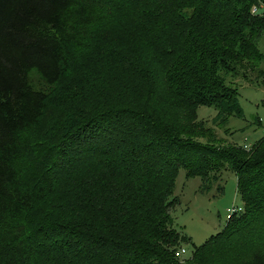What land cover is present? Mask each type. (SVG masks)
I'll list each match as a JSON object with an SVG mask.
<instances>
[{
  "label": "trees",
  "instance_id": "16d2710c",
  "mask_svg": "<svg viewBox=\"0 0 264 264\" xmlns=\"http://www.w3.org/2000/svg\"><path fill=\"white\" fill-rule=\"evenodd\" d=\"M145 1L0 0V264H255L264 252V137L246 149L198 114L243 116L228 76L264 85V0ZM88 62L98 84L121 76L124 95L37 141L56 90ZM180 170L203 191L235 174L243 202L182 258ZM55 208L68 213L46 223Z\"/></svg>",
  "mask_w": 264,
  "mask_h": 264
},
{
  "label": "rangeland",
  "instance_id": "374dc122",
  "mask_svg": "<svg viewBox=\"0 0 264 264\" xmlns=\"http://www.w3.org/2000/svg\"><path fill=\"white\" fill-rule=\"evenodd\" d=\"M114 36L115 42L126 44L127 39L123 33ZM105 44L110 45L108 41ZM257 46L264 54V34L257 38ZM102 50L106 51L103 47L97 48V52L101 51L103 55L105 53ZM261 67L264 68V62ZM95 72L103 73L104 70L95 69L94 63L88 62L78 69L74 78L66 81L56 90L50 111L45 118L44 127L39 133L40 140L37 138V141L45 138L52 143L58 142L61 137H66L77 130L79 125H83V115L87 110L100 109L103 111L106 105L105 99L114 101L118 100L121 93L124 95L121 88V76L116 79L109 78L105 83L98 84L96 79L93 81ZM228 78L233 81L234 87H238L237 101L243 111V116H232L225 120L224 117L218 115V111L214 107L201 106L198 109L199 119H203L205 128L214 129L218 136L224 138L226 142L236 143L239 146L248 143L252 146L253 143L264 137V85L252 86L242 82L243 80L238 76L232 78L228 76ZM112 81L114 82L112 83ZM260 81H264V78ZM88 101L92 103L89 102L84 107L83 102ZM203 124H200L198 128L201 129ZM202 137V134H196V138L202 139ZM174 195L178 200L177 205L171 210L174 223L190 239L189 244L186 241L181 242V247H185L188 251L186 256H189L196 246L203 245L211 235L220 232L225 227L229 208L234 205L243 206L241 196L237 191V178L231 172L226 173L221 181L203 191L201 178H189L184 170H180ZM50 211L49 215L46 213L42 215V219L46 221L50 218L49 216L52 217L46 223L51 220L57 222L55 218L57 213H68L67 210L61 208ZM50 235L52 236L53 233ZM262 256H264V252L257 257L255 264H264ZM247 262L254 263L252 258Z\"/></svg>",
  "mask_w": 264,
  "mask_h": 264
},
{
  "label": "built area",
  "instance_id": "2783aa9c",
  "mask_svg": "<svg viewBox=\"0 0 264 264\" xmlns=\"http://www.w3.org/2000/svg\"><path fill=\"white\" fill-rule=\"evenodd\" d=\"M257 10H258V8H256V7L253 8L254 13L257 12ZM244 147L246 149H250L251 145L246 143V144H244ZM242 211H243V206L234 205L233 207L228 209L227 219L232 218L234 216V214L240 213ZM186 252H187V250L184 247H181L176 251V256L179 258H182L186 254Z\"/></svg>",
  "mask_w": 264,
  "mask_h": 264
}]
</instances>
